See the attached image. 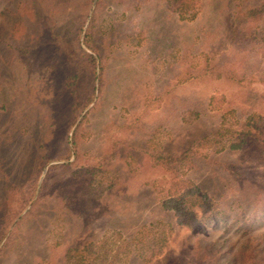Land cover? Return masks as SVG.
I'll use <instances>...</instances> for the list:
<instances>
[{
	"label": "rangeland",
	"instance_id": "obj_1",
	"mask_svg": "<svg viewBox=\"0 0 264 264\" xmlns=\"http://www.w3.org/2000/svg\"><path fill=\"white\" fill-rule=\"evenodd\" d=\"M263 1L0 0V264H264Z\"/></svg>",
	"mask_w": 264,
	"mask_h": 264
},
{
	"label": "trees",
	"instance_id": "obj_2",
	"mask_svg": "<svg viewBox=\"0 0 264 264\" xmlns=\"http://www.w3.org/2000/svg\"><path fill=\"white\" fill-rule=\"evenodd\" d=\"M260 3H259V5L258 4L250 5V7H247L245 9L246 12L251 13L252 16L258 15V13H262L264 11V1L261 4ZM188 152H189V149L183 151L180 155L175 156V155H172L170 153L160 151L158 153H155L154 157L158 160H163L164 162H166V164L169 165V167H171L173 169L174 168L173 167L174 162L177 160H181L185 157H188Z\"/></svg>",
	"mask_w": 264,
	"mask_h": 264
}]
</instances>
